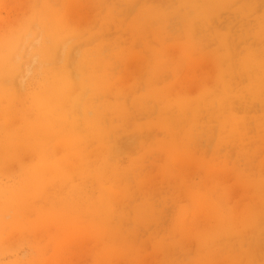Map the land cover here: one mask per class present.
I'll list each match as a JSON object with an SVG mask.
<instances>
[{
  "label": "rangeland",
  "instance_id": "rangeland-1",
  "mask_svg": "<svg viewBox=\"0 0 264 264\" xmlns=\"http://www.w3.org/2000/svg\"><path fill=\"white\" fill-rule=\"evenodd\" d=\"M0 264H264V0H0Z\"/></svg>",
  "mask_w": 264,
  "mask_h": 264
},
{
  "label": "bare ground",
  "instance_id": "bare-ground-1",
  "mask_svg": "<svg viewBox=\"0 0 264 264\" xmlns=\"http://www.w3.org/2000/svg\"><path fill=\"white\" fill-rule=\"evenodd\" d=\"M159 230V229H158ZM164 230V229H163ZM160 232V231H159ZM165 235V234H164Z\"/></svg>",
  "mask_w": 264,
  "mask_h": 264
}]
</instances>
